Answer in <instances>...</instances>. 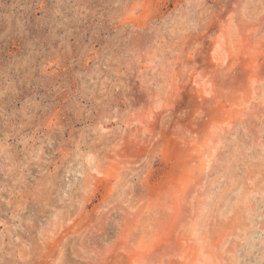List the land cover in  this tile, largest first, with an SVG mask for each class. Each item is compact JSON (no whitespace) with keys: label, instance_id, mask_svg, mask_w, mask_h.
Masks as SVG:
<instances>
[{"label":"rangeland","instance_id":"374dc122","mask_svg":"<svg viewBox=\"0 0 264 264\" xmlns=\"http://www.w3.org/2000/svg\"><path fill=\"white\" fill-rule=\"evenodd\" d=\"M0 264H264V0H0Z\"/></svg>","mask_w":264,"mask_h":264}]
</instances>
